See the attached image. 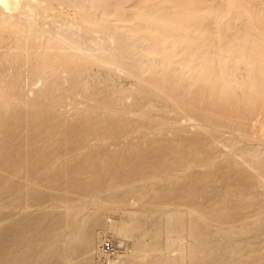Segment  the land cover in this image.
Wrapping results in <instances>:
<instances>
[{
    "label": "rangeland",
    "instance_id": "374dc122",
    "mask_svg": "<svg viewBox=\"0 0 264 264\" xmlns=\"http://www.w3.org/2000/svg\"><path fill=\"white\" fill-rule=\"evenodd\" d=\"M35 1L0 4V264H264V0Z\"/></svg>",
    "mask_w": 264,
    "mask_h": 264
},
{
    "label": "bare ground",
    "instance_id": "6f19581e",
    "mask_svg": "<svg viewBox=\"0 0 264 264\" xmlns=\"http://www.w3.org/2000/svg\"><path fill=\"white\" fill-rule=\"evenodd\" d=\"M17 1H18V0H16V2H17ZM20 1H21V0H20ZM33 1H34V0H33ZM36 1H37V0H36ZM36 1H35V2H36ZM94 1H95V0H94ZM13 2H14V0H0V4L2 3L4 6H7V7H8V6H9V7L12 6V5H13ZM43 2H44V1H43ZM65 2H66V0H65ZM68 2H69V0L67 1V3H68ZM23 3H24V1H23ZM23 3H22V4H23ZM67 3H66V5H67ZM121 3H122V2H121ZM27 4H29V1L27 2ZM27 4H26V6H24V7H25L24 9H25L26 11H27V9H28V10H29V13L31 12V15L33 16L34 9H33L31 6H28ZM113 4H114V3H113ZM20 5H21V4H20ZM122 5H123V4H122ZM173 5H174V4H173ZM196 5H197V4H196ZM69 6H70V5H69ZM99 6H100V5H99ZM109 6H110V5H109ZM109 6H108V7H109ZM111 6H112V5H111ZM87 7H88V6H87ZM120 7H121V6H120ZM180 7H181V6H180ZM198 7H199V6H198ZM3 8H5V7H3ZM3 8H1V11H3ZM76 8H77V7H76ZM117 8H118V7H117ZM125 9H126V8H125ZM125 9H124V10H125ZM153 9H154V8H153ZM75 10H76V9H75ZM14 11H15V10H14ZM14 11H13V12H14ZM23 11H24V10H23ZM26 11H24V12L26 13ZM3 12H6L5 9H4ZM27 12H28V11H27ZM120 12H122V11H120ZM234 12H235V11H234ZM93 13H94V12H93ZM240 13H241V12H240ZM1 14H3V13H1ZM7 14H8V13H6V15H7ZM16 14H18V13H16ZM22 14H23V12H22ZM22 14H21V15H22ZM18 15H19V14H18ZM21 15H19V17H21ZM85 15H86V14H85ZM98 15H99V14H98ZM98 15H97V16H98ZM121 15H122V14H121ZM219 15H220V14H219ZM1 16H2V15H1ZM4 16H5V15H4ZM9 16H10V15H9ZM13 16H14V15H13ZM13 16H11V17H9V18H12ZM16 16H17V15H16ZM16 16H15V17H16ZM26 16H27V15H26ZM29 16H30V14L28 15V17H29ZM34 16H35V15H34ZM95 16H96V15H95ZM119 16H120V15H119ZM93 17H94V16H93ZM3 18H4V17H3ZM5 18H8V17L6 16ZM35 18H36V16H35ZM91 18H92V17H91ZM107 18H108V17H107ZM125 18H126V17H125ZM97 19H98V18H97ZM207 19H208V18H207ZM30 20H31V21H30ZM3 21H4V20H3ZM25 22H26V21H25ZM28 22H30L29 27H30L31 25H33V28H34V26H36L35 23H37L36 21H34V18H33V17H30L29 20H28ZM28 22H27V23H28ZM213 23H214V22H213ZM28 24H29V23H28ZM25 26H26V25H25ZM70 26H73V25H70ZM111 26H113V25H111ZM118 26H119V25H118ZM189 26H190V25H189ZM224 26H225V25H224ZM239 26H240V25H239ZM27 27H28V26H27ZM30 28H32V27H30ZM47 28H48V27H47ZM243 30H244V29H243ZM251 32H252V31H251ZM54 39H55V38H54ZM113 42H114V41H113ZM224 42H225V41H224ZM232 46H233V45H232ZM113 47H114V46H113ZM121 47H122V46H121ZM136 47H137V46H136ZM139 47H140V46H139ZM144 48H145V47H144ZM142 49H143V48H142ZM101 50H102V49H101ZM246 51H247V50H246ZM131 52H132V51H131ZM146 53H147V52H146ZM161 53H162V52H161ZM207 53H208V52H207ZM159 54H160V53H159ZM173 54H174V53H173ZM173 54H172V55H173ZM176 54H177V53H176ZM154 55H155V54H154ZM154 55H153V56H154ZM208 56H209V55H208ZM157 57H158V56H157ZM180 57H181V56H180ZM209 57H210V56H209ZM127 58H128V57H127ZM213 58H214V57H213ZM186 59H187V58H186ZM211 59H212V57H211ZM130 60H131V59H130ZM176 61H177V60H176ZM176 61H175V62H176ZM221 61H222V60H221ZM175 62H174L173 64L176 65ZM232 65L234 66V64H232ZM237 65H238V63H237ZM133 66H134V65H133ZM257 66H258V65H257ZM235 67H236V66H235ZM183 68H184V67H183ZM259 68H260V67H259ZM199 69H200V67H199ZM231 69H233V68H231ZM175 70H177V69H175ZM207 70H208V69H207ZM198 71H199V70H198ZM230 71H232V70H230ZM235 71H236V69H235ZM207 72H208V71H207ZM263 72H264V71H263ZM195 73H196V72H195ZM210 73H211V72H210ZM231 73H232V72H231ZM233 73L236 75L237 72H234V71H233ZM214 74H215V73H214ZM214 74H213V75H214ZM208 75H209V74H208ZM211 75H212V74H211ZM235 75H234V76H235ZM255 77H256V76H255ZM218 82H219V80H218ZM83 88H84V87H83ZM86 88H87V87H86ZM32 95H33V94H32ZM26 98H27V97H26ZM155 110H156V109H155ZM258 119H259V118H258Z\"/></svg>",
    "mask_w": 264,
    "mask_h": 264
},
{
    "label": "built area",
    "instance_id": "2783aa9c",
    "mask_svg": "<svg viewBox=\"0 0 264 264\" xmlns=\"http://www.w3.org/2000/svg\"><path fill=\"white\" fill-rule=\"evenodd\" d=\"M102 250L106 253H110L113 250V246L111 242H105L102 245Z\"/></svg>",
    "mask_w": 264,
    "mask_h": 264
}]
</instances>
